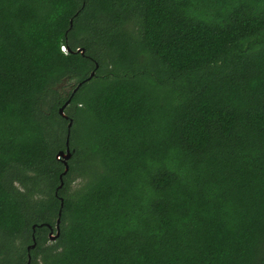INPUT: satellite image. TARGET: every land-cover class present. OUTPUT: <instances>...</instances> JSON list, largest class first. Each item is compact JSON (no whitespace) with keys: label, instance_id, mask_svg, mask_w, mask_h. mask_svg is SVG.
Masks as SVG:
<instances>
[{"label":"trees","instance_id":"trees-1","mask_svg":"<svg viewBox=\"0 0 264 264\" xmlns=\"http://www.w3.org/2000/svg\"><path fill=\"white\" fill-rule=\"evenodd\" d=\"M29 260L264 264V0H0V264Z\"/></svg>","mask_w":264,"mask_h":264},{"label":"water","instance_id":"water-1","mask_svg":"<svg viewBox=\"0 0 264 264\" xmlns=\"http://www.w3.org/2000/svg\"><path fill=\"white\" fill-rule=\"evenodd\" d=\"M78 52H81L82 54H85V49L84 48H79L77 50ZM95 75V72H93L91 74V76L86 80H90L93 76ZM84 83V82H82ZM82 83H80L78 85V87L75 89V92L78 90V88L82 85ZM63 87V84H59L58 86L55 87V89H58V88H62ZM71 102V98L59 109V113L60 115L64 116L65 118H68V116L64 113L66 107L70 104ZM73 126V120L71 119L70 120V123H69V129H71V127ZM69 139H70V134L68 135V138H67V148L65 151H60L58 154H57V159H61L65 165V170L64 172L60 175V180H61V184L58 186L57 188V191H59V189H62L63 186H64V180H63V177L69 172L70 170V167H69V164H68V161L71 159L72 157V151L69 147ZM61 201H62V205H63V198H61ZM59 215L61 216V212L59 213ZM60 223H61V218H59L57 220V223H56V227L55 229H53V227H51L50 225L49 228L51 229L50 231V234H49V238L51 241H55L57 238H59L60 234H61V227H60ZM33 229L35 230L36 229V225L33 226ZM33 240H34V243L33 245H31L28 250L30 251L31 249L35 248L36 247V237L33 236ZM29 259H30V255H29ZM28 264H30V260L28 262Z\"/></svg>","mask_w":264,"mask_h":264},{"label":"rangeland","instance_id":"rangeland-1","mask_svg":"<svg viewBox=\"0 0 264 264\" xmlns=\"http://www.w3.org/2000/svg\"><path fill=\"white\" fill-rule=\"evenodd\" d=\"M85 129H86L85 123H82V124H80L78 126V131L76 132L77 133V138L82 137V139H84L86 137L85 136ZM81 181H82L81 178L76 179L74 186H78Z\"/></svg>","mask_w":264,"mask_h":264}]
</instances>
